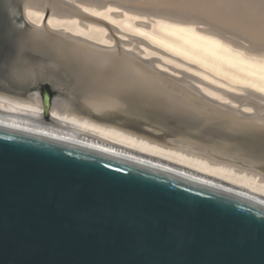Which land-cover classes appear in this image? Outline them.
<instances>
[{
  "label": "bare ground",
  "instance_id": "1",
  "mask_svg": "<svg viewBox=\"0 0 264 264\" xmlns=\"http://www.w3.org/2000/svg\"><path fill=\"white\" fill-rule=\"evenodd\" d=\"M129 14L140 19L137 26L123 20ZM22 15L34 27L35 42L53 50L57 67H66L60 70L65 84L73 82L80 99L47 86L25 94L0 89V125L119 155L264 204V151L249 154L230 135L204 141L97 120L135 95L189 123L264 131V90L239 83L230 88L219 73L224 65L248 64L261 68L264 80V0H22ZM104 19L120 27V41Z\"/></svg>",
  "mask_w": 264,
  "mask_h": 264
},
{
  "label": "water",
  "instance_id": "2",
  "mask_svg": "<svg viewBox=\"0 0 264 264\" xmlns=\"http://www.w3.org/2000/svg\"><path fill=\"white\" fill-rule=\"evenodd\" d=\"M33 29L22 0H0L1 90L54 94L43 81L65 77ZM0 264H264V204L0 125Z\"/></svg>",
  "mask_w": 264,
  "mask_h": 264
},
{
  "label": "rangeland",
  "instance_id": "3",
  "mask_svg": "<svg viewBox=\"0 0 264 264\" xmlns=\"http://www.w3.org/2000/svg\"><path fill=\"white\" fill-rule=\"evenodd\" d=\"M231 3L229 4L231 5ZM227 7L230 6H226L227 11H224L226 14H228V10L231 9V7ZM15 11L20 17L19 10L15 8ZM110 18L112 19L114 16L112 15ZM121 20L122 19H116L117 22H121ZM123 20H130L131 26H137V23L135 24V20L137 22L140 19H136L132 14H129L123 17ZM104 21L108 23V25L102 23L104 28H107L109 33L114 37L116 36L115 38L120 41V33L117 32L120 30V27L118 25H111V22L105 19ZM123 27L125 29L130 28V25L123 24ZM157 29L156 23L150 28V31L156 32ZM119 46L121 49L122 45L119 44ZM261 70L262 69L259 67H251L248 64H242L240 67L224 65L222 71L219 73L224 75L232 83L226 84L230 88L235 87L233 84L239 83L255 86L264 90V80L260 78L259 73ZM64 78L65 77L54 75L53 77H47L43 83L48 84L54 93H60L65 97L72 99L76 103L79 102L80 96L77 93L74 83L69 82L66 85ZM240 94H242V96H248L250 93L246 92ZM233 95L236 94L233 93ZM238 96L240 97V95ZM100 116H102L103 119H97L99 121L116 123L139 131L155 132L156 128L160 130L161 133L159 135L161 136H174L176 134L185 133L207 141L213 136L230 135L233 139L240 140L249 154H260L264 151V131H231L223 128V126L216 122L202 123L200 120H194L189 123L157 108L153 105V102L150 99L135 95H127L125 97V104L119 106L118 108L107 110Z\"/></svg>",
  "mask_w": 264,
  "mask_h": 264
}]
</instances>
